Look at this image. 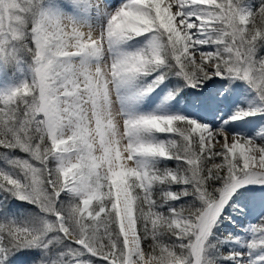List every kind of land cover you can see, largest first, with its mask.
<instances>
[{"label": "snow or ice", "instance_id": "6c2138e0", "mask_svg": "<svg viewBox=\"0 0 264 264\" xmlns=\"http://www.w3.org/2000/svg\"><path fill=\"white\" fill-rule=\"evenodd\" d=\"M22 258L264 264V0H0V264Z\"/></svg>", "mask_w": 264, "mask_h": 264}, {"label": "rangeland", "instance_id": "374dc122", "mask_svg": "<svg viewBox=\"0 0 264 264\" xmlns=\"http://www.w3.org/2000/svg\"><path fill=\"white\" fill-rule=\"evenodd\" d=\"M143 39H144V38L138 37V38H136L135 41H130V42L128 43L127 46H128L129 48L137 47V46H139L140 43L143 42ZM237 102L240 103L241 106H246V102H245L243 99H240V100H238ZM152 106H153V105H151L150 103L145 102V104H143V105L141 106V110H149L150 107H152ZM220 114H221V113H220ZM246 119H252V118H246ZM231 123H233V124H235V125L237 126V128L234 129V130L242 131V130L244 129V122H243V121L237 120V121H233V122H231ZM221 227H223V225H222Z\"/></svg>", "mask_w": 264, "mask_h": 264}, {"label": "trees", "instance_id": "16d2710c", "mask_svg": "<svg viewBox=\"0 0 264 264\" xmlns=\"http://www.w3.org/2000/svg\"><path fill=\"white\" fill-rule=\"evenodd\" d=\"M13 206L19 209L34 210L32 205H29L24 201H13ZM17 264H24V259L22 258L21 260L17 261Z\"/></svg>", "mask_w": 264, "mask_h": 264}, {"label": "bare ground", "instance_id": "6f19581e", "mask_svg": "<svg viewBox=\"0 0 264 264\" xmlns=\"http://www.w3.org/2000/svg\"><path fill=\"white\" fill-rule=\"evenodd\" d=\"M220 115H223V112ZM217 123H218V121H217ZM232 125H233V129L237 128V126L235 124L232 123Z\"/></svg>", "mask_w": 264, "mask_h": 264}]
</instances>
